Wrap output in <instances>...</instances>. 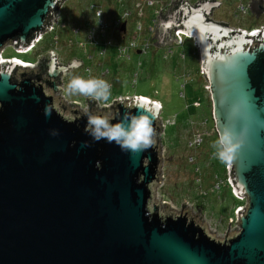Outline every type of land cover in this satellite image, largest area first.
Listing matches in <instances>:
<instances>
[{"label": "water", "instance_id": "95a60500", "mask_svg": "<svg viewBox=\"0 0 264 264\" xmlns=\"http://www.w3.org/2000/svg\"><path fill=\"white\" fill-rule=\"evenodd\" d=\"M64 1L0 0V52L33 45ZM174 3L159 39L185 26L196 32L217 136L226 125L243 141L229 164L236 193L247 199L239 232L217 239L204 212L161 205L156 105L119 99L81 112L61 95L58 55L34 66L0 56V264H264V30L233 34L198 9L180 21L188 3ZM41 63L42 75H30ZM140 111L152 113L155 129L147 150L125 151L85 131L89 114L116 123Z\"/></svg>", "mask_w": 264, "mask_h": 264}, {"label": "rangeland", "instance_id": "374dc122", "mask_svg": "<svg viewBox=\"0 0 264 264\" xmlns=\"http://www.w3.org/2000/svg\"><path fill=\"white\" fill-rule=\"evenodd\" d=\"M81 1L68 0L62 12L63 16L70 14L72 23L82 19L80 14L76 16V19L73 18L77 10L75 8L78 7ZM100 1H102L100 3L104 7L105 18L112 21L110 2L108 0ZM237 3V0H225L223 6L216 11L215 18H219L220 14H224L229 15L230 17L228 18L235 25H241L246 28L259 26V20L257 22H248V14L246 15L247 17H243V14L237 10L240 17L236 16L237 13L235 15L234 8L237 9ZM154 16L155 13L152 7H148L145 9V18L141 22L148 26L153 23ZM133 25L134 21L129 20L128 32L125 37L126 41H129L134 36ZM142 33L145 36L149 34L144 29ZM116 34L115 32L110 33L108 40L113 44L125 41L124 38L115 36ZM60 36V47H55L52 34H47L44 40L37 44L31 52H16L12 47L13 44H9L5 49L4 55L6 57L17 56L23 60L35 62L41 56L48 55L50 48H55L61 55V59L65 61V64L71 62L75 57L83 58L86 64H92L90 60L84 57L82 48H71L66 45L67 32L60 33ZM135 38L138 37L135 36ZM110 45L108 48L109 54H113L114 45ZM187 46L186 43L184 46L175 44L173 45V53L169 55L165 54V51L161 48L151 49L147 54L132 52V58L127 61L131 64L132 74L124 76L123 84L121 81L118 87H113L108 101L100 100L102 102L100 105L95 104L90 107L100 108L104 106L103 103L112 101L113 98L119 95L125 96L129 94H139L150 97L153 100H161V104L163 103L161 119L167 123V126L160 138L164 183L160 184L158 189L156 188V196L162 206L177 209L181 205H187L197 211L204 212L203 219L211 229L215 230L214 237L222 239L232 235L237 230L238 208L233 213L230 209L235 200L231 197H222L223 193L228 195L227 188H223V193L219 194L222 189H218L216 186L218 181L216 176L225 179L229 176V172H225L226 163L220 161L218 157L213 160L210 159V154L216 150L213 144L218 139L217 133L210 132L209 136L205 137L202 146L198 148H190L188 145L195 133V126L191 123L192 119L190 117H208V129L214 125V122L208 101L209 94L203 89L205 80L199 73V58L193 57L192 49ZM181 51H184L187 55L185 60L180 58ZM116 61L118 60L116 59ZM101 62L105 64L107 60L102 59ZM184 70L190 72L188 79L182 74ZM84 73L85 71L80 67L68 72L65 76L63 95L67 100H77L85 106L89 100L95 99L78 94H69L66 91L67 83L71 77L73 75L83 76ZM112 80L115 83V80ZM195 99L202 103L201 108L197 109L193 105L192 107L190 106ZM187 120L189 121L186 122ZM191 156L195 158L193 161ZM238 198L244 200L241 207L246 208L247 199L244 194L241 197L238 196Z\"/></svg>", "mask_w": 264, "mask_h": 264}, {"label": "built area", "instance_id": "2783aa9c", "mask_svg": "<svg viewBox=\"0 0 264 264\" xmlns=\"http://www.w3.org/2000/svg\"><path fill=\"white\" fill-rule=\"evenodd\" d=\"M67 1L68 0H65L58 7V10L56 13L57 20L53 22L52 27L42 32L39 35V37L36 39V41L33 43V45H27L22 48L12 45L14 50L20 53L30 52L36 47L38 43H41L44 40L47 34H52L54 46L60 47L61 45L60 33L65 31L68 33V36L65 40L66 45L71 48H82V50L84 51L85 58L87 60H90V62H92V64H86L84 60L76 58L77 60L82 61V63L80 64V68H82L85 71L84 73V75L86 76L85 78H88L90 76L96 77V78H102L111 85V90L113 89V85H114V82L112 80L113 77L111 76L112 70L109 67H105L104 66L105 64L101 62L102 59L107 60L106 55H108V52H109L108 48L111 46L110 44L114 45L115 57L118 61H121L122 59L130 60L132 58V55H131L132 52L137 53L138 51H140V54H147L151 49L153 50L155 48H161L165 51V54L169 55L173 53V45L175 44L179 46L185 45V38L192 39L194 41L193 48L197 52V43H196V40H194L195 38L191 36L189 33H187L185 30L178 31L177 32L178 36L172 38L169 41H161L159 39L158 25L165 13H167L170 10L175 9L174 1L176 0H108L111 4L110 6H113L116 8V11L112 15V21H109L105 18L103 4L100 3L102 1H99L95 3H91L88 6V9H84V12L86 13L84 14V16H82V19L78 22H73V23H72V18L70 15L69 17H67V16H63L62 14V11L64 10ZM195 1L198 2L199 0H195ZM239 2H240L239 11L241 12L246 9V6L244 7L242 6L243 5L242 0H239ZM148 7H152L153 12L155 13V16L152 20L153 23L148 26H145L141 22V20L145 18V9ZM129 20L134 21L133 28H134L135 33H134V36H132L133 39L131 38L129 41L125 40L117 44L116 43L113 44L110 40H108L109 35L112 32H115L125 38L128 32ZM125 22H126V31L123 32L121 28H122L123 23ZM143 29L146 30V32H149L147 36H145L144 33L141 34ZM262 30H264V24L256 29H252V30L245 29V31L248 33L262 31ZM135 36L138 38L140 37V39L135 38ZM6 47L0 52L1 58L7 61L14 60L23 65H27V64L32 65V66L37 65L41 59L49 56L51 53L58 55L57 60L61 65L67 66L69 63H71V62H68L67 64H65V61L61 59L60 57L61 55L57 52L55 48H50L48 55L41 56L39 59H37V61L31 62V61L23 60L22 58L20 59V58H15V57H6L4 55ZM180 53H181L180 58L185 60L187 56L186 53L184 51H181ZM167 55H165V57H167ZM96 58L98 59L97 61H96ZM95 64L101 67L102 71H100L99 75L95 74V68H94ZM199 73L205 80V83L203 84V89L208 93L209 85L206 80L204 71L201 69V67H199ZM67 74L68 72L66 74H62L61 76V80L63 81L61 95H63V90L65 88V76ZM182 74L186 76V79L190 77V72H188L187 70H184ZM107 76L110 77L111 79L108 80L106 78ZM143 98H147V100L152 101L149 103L159 104L158 105L159 118H158V129H157V141L159 142L160 155L162 158V151H161L162 144H161L160 138H161L162 132L164 133L166 130L167 123H165L164 120L161 119L163 105L161 104L160 101L153 100L150 97L139 95V94H133V95L129 94L125 96L119 95L113 98L112 101L103 103V105L111 106L115 102V100H119V99L132 101L134 99L141 100ZM64 99L67 100L65 97ZM75 101L77 100L69 101V102H75ZM77 103L81 109L80 111H87L86 110L87 106L92 107V105H95V104L100 105L102 102L97 101V100L96 101L89 100L88 104L85 106L82 105L83 103H81L80 101H77ZM192 105L197 109L202 107V103L199 100H194ZM190 118L192 119L191 123H193L195 126V133H194L192 140L188 142V145L190 148H198L202 146L203 142L205 141V137L209 136L210 132H215V129L213 126L210 129L207 128L209 124L208 117H196V118L190 117ZM215 152L216 150H214L210 154L211 160L217 158V156L215 155ZM194 159H195L194 156H191V160L193 161ZM228 172H229V164H226V173ZM163 178L164 176H163V161H162V171L159 173V179L157 181V189L160 184L164 183ZM216 180H218L216 184L218 189H221V186L229 185L232 188L234 195L237 197L238 196L241 197V195L236 193L229 176L227 179L216 176ZM237 208H238L237 210L238 219H237V225H236L237 230L234 231L233 234H235L236 232H239L240 230L239 213L246 209L241 206Z\"/></svg>", "mask_w": 264, "mask_h": 264}, {"label": "clouds", "instance_id": "9594fccd", "mask_svg": "<svg viewBox=\"0 0 264 264\" xmlns=\"http://www.w3.org/2000/svg\"><path fill=\"white\" fill-rule=\"evenodd\" d=\"M170 26L171 22L164 24L165 28ZM55 59L53 53V60ZM78 67H80V61L73 60L69 65L62 66L60 70L67 73ZM66 91L69 94H78L97 101H108L111 85L102 78L73 75L67 83ZM209 103L211 109L210 97ZM51 113L52 109L46 106L45 116H51ZM151 116V112L140 111L138 114H126L124 119L111 123L107 116L89 114L87 116L88 127L85 131L96 142L106 140L108 143H116L122 150L140 152L154 144L155 129ZM51 134L58 135V131L53 130ZM242 142L241 139H236L233 131L225 125L213 144L216 149L215 155L220 161L231 164ZM82 146L89 147L90 145L85 142Z\"/></svg>", "mask_w": 264, "mask_h": 264}, {"label": "flooded vegetation", "instance_id": "af4514ba", "mask_svg": "<svg viewBox=\"0 0 264 264\" xmlns=\"http://www.w3.org/2000/svg\"><path fill=\"white\" fill-rule=\"evenodd\" d=\"M224 1L225 0H199L197 2L195 0H185V2L188 3V9L186 10V12L183 13V8H181V9H180V7L177 8V9L181 10L180 15H182V16L180 18V21L182 19L186 20L187 16L192 13L193 9H198V11L200 13L203 12L205 14V16H206L208 21L214 22V23H216L217 25H219L220 27H222L224 29H230L233 34L243 33L242 30H245V29L246 30L256 29V28H258V27H260L261 25L264 24V0H242V2H243L242 6L243 7L246 6V9L241 11V13L243 14V17L248 14L249 15L248 22H250V21L251 22H257L259 20V22H258L259 26H255V27H252V28L249 27L250 29L246 28V27H243L241 25L233 24V22L228 18V17H230L229 15L220 14L219 18H217V17L215 18L216 11L223 6ZM237 1H238L237 9H235L234 7L233 8H234L235 15L237 13L236 16L240 17V14H238V12H237V10L238 11L240 10V8H239L240 2H239V0H237ZM260 1H262V7H260V9H259L258 3ZM233 19H234V15H233ZM183 26H185V25H183ZM184 29H185V31L187 33H189L195 39H196V37H198L195 34L196 32L193 29H191L189 27H186V26L184 27ZM237 30H240V31L237 32ZM222 32L224 34H226V30H222ZM195 35H196V37H195ZM166 36H167L168 40H171L170 33L166 34ZM219 42L215 43L214 50L217 48ZM185 43H186V45H188L187 47H189L190 49L193 50L194 41L192 39H186L185 38ZM193 57L199 58V67H200V51L198 50V47H197V55L193 54Z\"/></svg>", "mask_w": 264, "mask_h": 264}, {"label": "trees", "instance_id": "16d2710c", "mask_svg": "<svg viewBox=\"0 0 264 264\" xmlns=\"http://www.w3.org/2000/svg\"><path fill=\"white\" fill-rule=\"evenodd\" d=\"M98 1H100V0H82L80 3H79V5H78V7L77 8H75V9H77L76 11H75V15H74V19H76V16H78V14H80L81 15V17L82 16H84V14L86 13V12H84V9H88V6L91 4V3H95V2H98ZM116 11V8L115 7H113V6H111V16L114 14V12ZM63 12V11H62ZM70 15V14H69ZM73 16V15H72ZM39 44V43H38ZM16 51V50H15ZM31 51H33V50H31ZM30 51V52H31ZM17 52V51H16ZM192 52L194 53V55H197V52H196V50L193 48V50H192ZM20 53V52H19ZM25 53H28V52H25ZM12 57H15V58H20V57H17V56H12ZM21 59V58H20ZM26 61H28V60H26ZM45 62H47V61H44L43 62V64L45 63ZM42 63H41V65L39 66V70H41L40 71V73L38 74V73H29L30 75H33V76H36V77H38V76H41L42 75V73H43V70H42V65H43ZM130 69V67L127 69V71ZM125 76V75H124ZM124 76H119V75H117V76H115V83H116V85H119L120 83H121V81H122V84H123V79H124ZM114 83V84H115ZM205 83V82H204ZM116 87V86H115ZM118 87V86H117ZM122 87V86H121ZM209 101V100H208ZM225 172H226V169H225ZM223 188H227V194L228 195H226L225 193H223ZM221 189H222V192H221V190H220V192H219V194L221 193H223L221 196L222 197H231V198H233L234 200H235V202H233V205H232V207H231V211L234 213V210L237 208V207H239V206H241L242 205V203H243V201L244 200H241L240 198H238L237 196H235L234 195V193H233V190H232V188L229 186V185H227V186H221ZM225 197V198H226Z\"/></svg>", "mask_w": 264, "mask_h": 264}, {"label": "crops", "instance_id": "0c3cea01", "mask_svg": "<svg viewBox=\"0 0 264 264\" xmlns=\"http://www.w3.org/2000/svg\"><path fill=\"white\" fill-rule=\"evenodd\" d=\"M77 12V11H76ZM69 17V15L67 16ZM74 18V17H73ZM115 36L119 37V38H124L122 37L121 35L119 34H116ZM125 39V38H124ZM126 40V39H125ZM85 57V56H84ZM75 58H79L81 60H84L83 58H80V57H75ZM98 58V57H97ZM96 58V61L98 60ZM106 58H107V62L105 63V67H109L111 68L112 70V74L111 76L115 79V76L119 75V76H124V75H128V74H132V69L130 68L128 71L127 69L131 66V64L129 62H127L128 60H124L122 59L121 61H116L115 59V50H113V54H109L108 52V55H106ZM95 68V74L96 75H99L100 74V71L101 70V67L97 66L95 64L94 66ZM83 76L85 77V75L83 74ZM108 80H110L111 78L110 77H106ZM116 82V81H115ZM115 86H119V85H116V83L113 85V87ZM196 100V99H195ZM161 101V100H160ZM194 102V101H193ZM163 104V103H162ZM192 107V104L190 105ZM189 120H187L186 122H188ZM185 122V123H186ZM184 123V124H185Z\"/></svg>", "mask_w": 264, "mask_h": 264}, {"label": "bare ground", "instance_id": "6f19581e", "mask_svg": "<svg viewBox=\"0 0 264 264\" xmlns=\"http://www.w3.org/2000/svg\"><path fill=\"white\" fill-rule=\"evenodd\" d=\"M141 100H144V101H147V102H152V101L147 100V98H143V99H141ZM151 104H152V103H151ZM154 105L158 106L159 104H158V103H155ZM158 108H159V107H158Z\"/></svg>", "mask_w": 264, "mask_h": 264}, {"label": "snow or ice", "instance_id": "6c2138e0", "mask_svg": "<svg viewBox=\"0 0 264 264\" xmlns=\"http://www.w3.org/2000/svg\"><path fill=\"white\" fill-rule=\"evenodd\" d=\"M158 107V106H157Z\"/></svg>", "mask_w": 264, "mask_h": 264}]
</instances>
